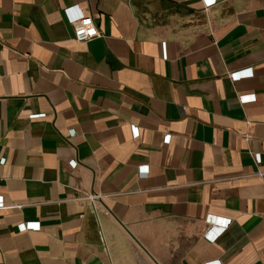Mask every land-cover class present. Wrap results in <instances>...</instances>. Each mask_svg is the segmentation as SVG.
<instances>
[{
    "label": "crops",
    "instance_id": "crops-1",
    "mask_svg": "<svg viewBox=\"0 0 264 264\" xmlns=\"http://www.w3.org/2000/svg\"><path fill=\"white\" fill-rule=\"evenodd\" d=\"M258 169L264 0H0V264H264Z\"/></svg>",
    "mask_w": 264,
    "mask_h": 264
},
{
    "label": "built area",
    "instance_id": "built-area-1",
    "mask_svg": "<svg viewBox=\"0 0 264 264\" xmlns=\"http://www.w3.org/2000/svg\"><path fill=\"white\" fill-rule=\"evenodd\" d=\"M207 5H210L213 0H205ZM71 9V8H70ZM70 9L67 11L70 12ZM71 22L74 26V38L78 42H90L100 36V31L94 21V19L90 16L86 15H76L73 18H71ZM253 72L251 69H246L243 71L238 72H230L229 78L235 82L243 77H250L252 76ZM255 97H239V101L241 104H244L247 101L254 100ZM252 157L256 163V165L261 164V157L258 153H252ZM1 163H4V159L1 160ZM72 166L76 165L75 161L71 162ZM142 172L147 171L146 167L141 168ZM256 176L261 178L264 181V171L258 169L256 172ZM101 198L100 195L97 194H91V193H83L81 197L76 198V200L86 201L94 204L96 201H98ZM9 208L7 205H5L4 199L0 197V210L1 209H7ZM232 220L226 219V220H219L215 219L214 217H208L207 218V224L208 228L204 232V238L207 239L210 242H215L231 225ZM40 229V223L38 222H28V223H21L18 225V230L21 232L26 231H38ZM206 264H218L217 262L212 263H206Z\"/></svg>",
    "mask_w": 264,
    "mask_h": 264
}]
</instances>
